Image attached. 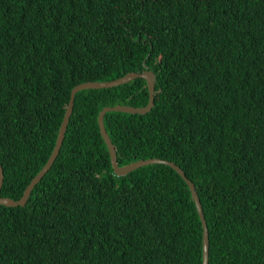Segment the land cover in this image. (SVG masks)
Masks as SVG:
<instances>
[{
  "label": "trees",
  "instance_id": "obj_1",
  "mask_svg": "<svg viewBox=\"0 0 264 264\" xmlns=\"http://www.w3.org/2000/svg\"><path fill=\"white\" fill-rule=\"evenodd\" d=\"M147 70L154 108L105 116L119 165L175 163L209 264H264V0H0V196L46 165L77 85ZM148 101L143 79L76 95L52 168L0 205V264H202L184 179L116 176L100 133L105 107Z\"/></svg>",
  "mask_w": 264,
  "mask_h": 264
},
{
  "label": "water",
  "instance_id": "obj_2",
  "mask_svg": "<svg viewBox=\"0 0 264 264\" xmlns=\"http://www.w3.org/2000/svg\"><path fill=\"white\" fill-rule=\"evenodd\" d=\"M136 79H143L147 83L148 91H149V101L148 104L144 107H132L128 105H117L114 107H105L98 116V126L100 129L101 136L103 137V140L107 146L111 165L113 168V172L116 176H126L129 173H131L134 170H137L142 167L154 165V164H164L171 168H173L186 182L188 185V188L191 193V197L193 202L195 203L197 212L199 214V217L202 221L203 225V257H202V264H209V256H210V236H209V229L207 226V221L205 218L203 206L200 200V197L198 195V192L196 190L195 184L188 179L185 172L177 166L175 163L163 160V159H147V160H139L136 162H132L130 164L120 166L118 162V156L115 149V146L107 132L106 125H105V116L107 113L110 112H122L132 115H145L149 113L153 108L155 104V85H156V74L153 71H145L144 73H135L131 72L126 74L125 76L112 80V81H105V82H86L82 83L80 85H77L71 92L70 101L64 116V120L61 124L59 134L57 137L56 145L53 150L52 155L50 156L48 162L43 167V169L35 176V178L31 181L29 186L26 188L22 198L20 200H14L11 198L1 197L0 196V205L6 206V207H24L26 203L28 202L31 193L33 189L42 181V179L45 177V175L49 172V170L52 168L55 160L57 159L60 150L62 148L65 135L67 132L68 124L70 121V118L73 113L74 109V103L76 95L84 90H90V89H112L119 86H122L124 84H128L129 82L136 80ZM4 183V169L2 165L0 164V192L2 190Z\"/></svg>",
  "mask_w": 264,
  "mask_h": 264
}]
</instances>
